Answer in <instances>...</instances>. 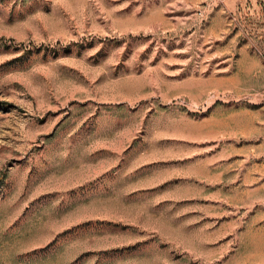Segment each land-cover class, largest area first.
<instances>
[{
    "label": "rangeland",
    "instance_id": "374dc122",
    "mask_svg": "<svg viewBox=\"0 0 264 264\" xmlns=\"http://www.w3.org/2000/svg\"><path fill=\"white\" fill-rule=\"evenodd\" d=\"M0 264H264V0H0Z\"/></svg>",
    "mask_w": 264,
    "mask_h": 264
}]
</instances>
